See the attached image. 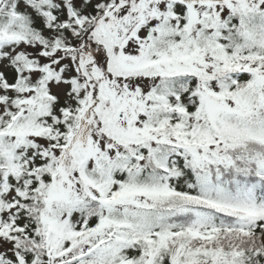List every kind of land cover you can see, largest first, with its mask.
I'll return each instance as SVG.
<instances>
[{
	"label": "snow or ice",
	"instance_id": "obj_1",
	"mask_svg": "<svg viewBox=\"0 0 264 264\" xmlns=\"http://www.w3.org/2000/svg\"><path fill=\"white\" fill-rule=\"evenodd\" d=\"M0 264H264V0H0Z\"/></svg>",
	"mask_w": 264,
	"mask_h": 264
}]
</instances>
